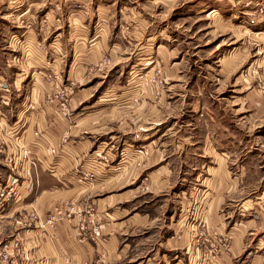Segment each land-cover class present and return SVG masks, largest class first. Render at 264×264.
Segmentation results:
<instances>
[{
  "label": "rangeland",
  "instance_id": "obj_1",
  "mask_svg": "<svg viewBox=\"0 0 264 264\" xmlns=\"http://www.w3.org/2000/svg\"><path fill=\"white\" fill-rule=\"evenodd\" d=\"M56 178L84 239L82 194L149 217L134 264H264V0H0V264L61 225L17 209Z\"/></svg>",
  "mask_w": 264,
  "mask_h": 264
},
{
  "label": "crops",
  "instance_id": "obj_2",
  "mask_svg": "<svg viewBox=\"0 0 264 264\" xmlns=\"http://www.w3.org/2000/svg\"><path fill=\"white\" fill-rule=\"evenodd\" d=\"M86 149L89 150V144L82 138L76 146L73 145L72 141L71 144H67L64 150H62L64 151V154H58V159L56 160V162H52L51 164L59 165V163H62L65 166L68 165L72 168L75 164L72 162L78 161L77 159L80 158L81 151H86ZM43 152L45 154H41L40 157H47V159L49 160L47 150H43ZM83 158L87 159L86 163L94 161L92 159H89V156L86 158L83 156ZM41 167L45 168V164H41ZM100 182L101 185L106 182L103 175L100 176ZM71 183L73 184L74 182ZM34 187L36 188V184ZM42 190L43 191H41L39 187V190L37 192L41 191V193H35L31 196H29L30 192L27 194L25 193L22 196V203L18 204L17 202V209L23 212L25 216L37 214L41 218V216L47 214L55 207L59 205L61 207V205L68 203V201H71L67 199L71 196H74V193L77 192L75 190V187H68L66 180H62L61 178H58L57 180L49 183L47 187H44ZM60 191H64L68 196H59L58 192ZM113 196L114 195H103V197L99 198L98 195H96L95 197H93V195L85 197L82 194L81 199L84 200L82 202H87L88 204L93 203L96 205V207H98L99 212L95 217H98L99 220L101 219L102 229V236L99 240V243H94L92 239L89 238L86 234L85 239L79 235L77 227L79 224V217L75 216L74 219L61 223L56 231L47 230L46 232H41L36 229H25L22 232L23 235L21 236H24L25 234L26 236L33 234L35 236L39 235L40 237L36 239L40 240V242L39 244L35 245V248L33 245H29V243H26V250H33L29 254V257H31L32 260H35V263L37 264H98L99 260L104 261L105 264L136 263L139 258H137V255L136 257H131V253L129 252V245L124 244L123 237L128 234V231H131L132 234L134 228H137L138 224L149 221V217L143 216L141 220H139L138 215L134 213L129 217L128 220H121L120 218L115 216L116 212L113 213L112 208V206L120 202H117L112 206L110 205L109 201H111ZM72 201L75 202V200ZM35 224L37 225V223ZM127 224L129 226H127ZM30 242L33 244L32 240ZM138 245L135 244L136 249ZM32 260H30V264H35L34 262L32 263ZM146 260L147 261L142 260V262L139 264H153L151 263V258H148Z\"/></svg>",
  "mask_w": 264,
  "mask_h": 264
},
{
  "label": "built area",
  "instance_id": "obj_3",
  "mask_svg": "<svg viewBox=\"0 0 264 264\" xmlns=\"http://www.w3.org/2000/svg\"><path fill=\"white\" fill-rule=\"evenodd\" d=\"M65 206L66 207L55 208L48 216L46 222L42 224V226L55 229L56 226H58L63 220L72 218L73 215L76 214V209H77V207H75L76 205L71 204V205H65ZM91 222H92V219H91ZM80 229L83 233L88 231L87 228H85V225H81ZM93 235L95 238H99L100 237L99 230L95 229Z\"/></svg>",
  "mask_w": 264,
  "mask_h": 264
}]
</instances>
